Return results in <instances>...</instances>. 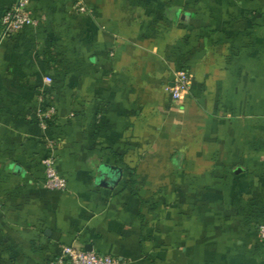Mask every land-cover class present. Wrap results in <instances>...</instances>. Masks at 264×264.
<instances>
[{
  "label": "crops",
  "instance_id": "0c3cea01",
  "mask_svg": "<svg viewBox=\"0 0 264 264\" xmlns=\"http://www.w3.org/2000/svg\"><path fill=\"white\" fill-rule=\"evenodd\" d=\"M29 11L36 25L4 39L0 25V264H52L64 246L117 264H264V0ZM181 70L192 84L175 101ZM49 156L65 191L44 187Z\"/></svg>",
  "mask_w": 264,
  "mask_h": 264
},
{
  "label": "built area",
  "instance_id": "2783aa9c",
  "mask_svg": "<svg viewBox=\"0 0 264 264\" xmlns=\"http://www.w3.org/2000/svg\"><path fill=\"white\" fill-rule=\"evenodd\" d=\"M30 0H16L1 18V38L4 39L13 35L17 31L29 25H36L37 21L32 18L29 11ZM80 12L86 11L85 7L79 5ZM193 76L185 70L175 73L172 84L165 87L166 92L170 94L173 100L179 101L185 98L191 89ZM55 115V109L48 111H39L38 120L42 127L46 128L47 123ZM50 147L54 146L53 142H49ZM45 168L44 187L51 191H65L67 189V181L62 178L57 170V161L54 156H49L43 160ZM258 237L260 241H264V225L259 227ZM117 259L110 256H103L93 251H85L81 248L73 246H64L59 258L52 264H117Z\"/></svg>",
  "mask_w": 264,
  "mask_h": 264
},
{
  "label": "water",
  "instance_id": "95a60500",
  "mask_svg": "<svg viewBox=\"0 0 264 264\" xmlns=\"http://www.w3.org/2000/svg\"><path fill=\"white\" fill-rule=\"evenodd\" d=\"M85 251H92V249L90 248H87V247H85V249H84Z\"/></svg>",
  "mask_w": 264,
  "mask_h": 264
}]
</instances>
